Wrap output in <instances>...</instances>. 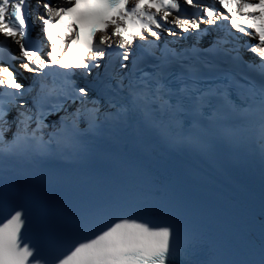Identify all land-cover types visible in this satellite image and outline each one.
I'll use <instances>...</instances> for the list:
<instances>
[{
    "label": "snow or ice",
    "instance_id": "1",
    "mask_svg": "<svg viewBox=\"0 0 264 264\" xmlns=\"http://www.w3.org/2000/svg\"><path fill=\"white\" fill-rule=\"evenodd\" d=\"M249 156L264 0H0V264H264Z\"/></svg>",
    "mask_w": 264,
    "mask_h": 264
}]
</instances>
